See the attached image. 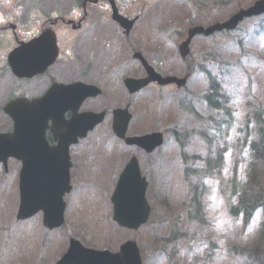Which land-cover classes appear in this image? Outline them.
Here are the masks:
<instances>
[{"label": "rangeland", "instance_id": "1", "mask_svg": "<svg viewBox=\"0 0 264 264\" xmlns=\"http://www.w3.org/2000/svg\"><path fill=\"white\" fill-rule=\"evenodd\" d=\"M253 1H123L124 12L133 15L142 11L127 36L110 22L105 11L88 21L85 40L97 43V60L104 66L102 105L109 109L129 105V133L161 129L166 136L164 147L150 160L138 154L148 179L149 219L136 230L120 227L112 219L111 193L131 151L113 135L106 119L82 140L84 155L80 159L84 163L77 162L72 171L73 189L64 198L65 222L59 228H45L40 212L26 220L15 219L17 178L5 174L0 165V264H53L71 236L88 247L111 251L133 239L143 252L144 264H255L251 251L259 244L261 214L256 211L248 220L242 212L233 215L228 204H234L236 198L223 190L232 175L238 183H247L255 174L264 186V157L258 152L260 140L264 141V16L247 18L231 31L196 36L185 60L177 48L191 24L222 21ZM157 19L162 20L152 25ZM135 50L163 73L184 75L188 66H197L183 88L148 86L130 95L122 77L143 74L141 63L132 56ZM199 64L217 78L227 104L222 113L211 112V147L223 153L220 173L204 179L203 191L193 200L191 184L184 178L187 164L180 158L169 129L174 126L180 134L190 131L188 153L207 152L195 134L201 128L206 130L210 111L203 98L209 81L204 71L197 69ZM181 101L187 104L181 105ZM3 102L0 98V108ZM188 104L199 118L185 110ZM7 128L9 122L0 111V132ZM194 179L190 178L193 184ZM252 187L250 184L249 189ZM198 199L204 217L199 221L193 218ZM169 236L173 240L159 251L162 241L157 239Z\"/></svg>", "mask_w": 264, "mask_h": 264}, {"label": "water", "instance_id": "2", "mask_svg": "<svg viewBox=\"0 0 264 264\" xmlns=\"http://www.w3.org/2000/svg\"><path fill=\"white\" fill-rule=\"evenodd\" d=\"M262 12L264 0H256L246 9L235 12L224 22L215 23L206 29L199 26L192 28L183 45L186 46L196 32L209 34L214 30L233 28L243 17ZM114 18L121 20L117 16ZM126 23L124 25L129 29L132 21ZM39 65L43 67L45 64ZM146 68L148 74L146 78L125 80L131 91L139 89L151 80H156L160 84L177 80L172 76H160L147 64ZM32 69L34 68L19 67L18 72ZM184 81L181 79L179 83ZM92 88L77 83L65 86L64 90H53L39 101H15L7 105L6 110L11 115L14 126L11 133H0V161H6L9 156L23 161L19 177L20 204L17 218L28 217L42 209L43 223L48 228L59 226L63 222L65 207L63 195L71 189L68 146L77 140V135L85 136L88 130L103 119L104 113L84 112L73 116L69 121L63 120V114L67 110L66 105L71 104V107L76 108L84 97L99 92L96 89L91 90ZM49 119L53 121L54 135L59 138V143L55 147H49L44 139L45 122ZM129 119L130 114L126 109L115 111L113 129L118 136L124 137ZM125 140L148 150L162 142L161 133L155 132L126 137ZM146 186L147 181L140 175L137 160L133 157L121 172L111 197L113 219L118 224L137 228L147 220L150 207L145 198ZM55 264H141V258L134 241H126L120 246V252L113 253L109 250L85 247L79 240L71 238L68 249Z\"/></svg>", "mask_w": 264, "mask_h": 264}, {"label": "flooded vegetation", "instance_id": "3", "mask_svg": "<svg viewBox=\"0 0 264 264\" xmlns=\"http://www.w3.org/2000/svg\"><path fill=\"white\" fill-rule=\"evenodd\" d=\"M79 6L80 14L72 12V0H0V98L5 102L18 97L39 98L57 83L75 81L96 85L102 94L104 66L97 60L100 55L97 45L94 47V42L85 40V33L91 18L100 17L103 11L109 13L110 0H81ZM161 20H155L152 25ZM13 51L17 53L13 59L19 66L39 59H54L43 71L18 75L8 61ZM101 94L86 98L79 110L99 111ZM71 115L67 111L64 117L68 119ZM46 140L51 146L56 144L49 129ZM81 144L80 140L70 147L72 161L83 155ZM136 150L142 152L139 148ZM7 163L16 166L10 172L18 175L20 161L9 159Z\"/></svg>", "mask_w": 264, "mask_h": 264}, {"label": "trees", "instance_id": "4", "mask_svg": "<svg viewBox=\"0 0 264 264\" xmlns=\"http://www.w3.org/2000/svg\"><path fill=\"white\" fill-rule=\"evenodd\" d=\"M215 92V88H214ZM214 92L212 94H208L206 96L207 98V103L213 104L212 98L210 96H214ZM219 96L217 95V98ZM214 106L218 105V103L214 100ZM259 115V114H258ZM264 145V144H263ZM216 162H218V156L216 158ZM257 178L254 179V183L257 187H259L257 183ZM233 193H235L234 187H232ZM263 191L257 188V190H248L246 191H240L237 192V201L234 205L230 206V210L233 213H237L239 211H243L248 217L251 216V214L257 209L260 208L262 211V218L263 222L261 223V228L258 231V239H259V244L256 245L251 253L253 254V258L255 261V264H264V256H262L263 250H264V195ZM250 252V250H249ZM250 253V254H251Z\"/></svg>", "mask_w": 264, "mask_h": 264}, {"label": "bare ground", "instance_id": "5", "mask_svg": "<svg viewBox=\"0 0 264 264\" xmlns=\"http://www.w3.org/2000/svg\"><path fill=\"white\" fill-rule=\"evenodd\" d=\"M162 14V13H161ZM164 15V14H163ZM163 17V16H162ZM153 19V18H152Z\"/></svg>", "mask_w": 264, "mask_h": 264}]
</instances>
